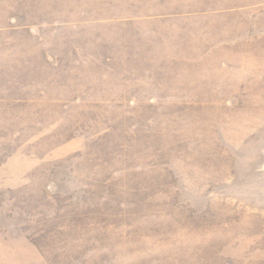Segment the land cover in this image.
Instances as JSON below:
<instances>
[{
    "label": "rangeland",
    "instance_id": "1",
    "mask_svg": "<svg viewBox=\"0 0 264 264\" xmlns=\"http://www.w3.org/2000/svg\"><path fill=\"white\" fill-rule=\"evenodd\" d=\"M0 264H264V0H0Z\"/></svg>",
    "mask_w": 264,
    "mask_h": 264
}]
</instances>
